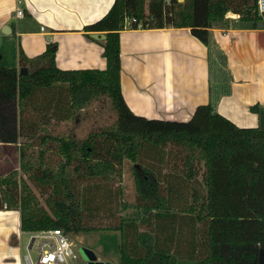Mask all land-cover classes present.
<instances>
[{
	"label": "crops",
	"instance_id": "obj_1",
	"mask_svg": "<svg viewBox=\"0 0 264 264\" xmlns=\"http://www.w3.org/2000/svg\"><path fill=\"white\" fill-rule=\"evenodd\" d=\"M114 2L0 0L3 66L25 71L20 67L21 51L34 58L46 50L48 43H55L58 46L56 63L60 69L105 70L103 43L106 40L91 36L105 33L86 34L84 28L107 15ZM18 9L24 11L23 18L16 16ZM227 21L228 26L213 29V34L228 57L234 83L231 93L221 98L217 111L235 124L226 111L240 112L239 101L250 108L259 104L264 109V17L262 27L256 29L241 28L231 13L227 14ZM25 28L28 31H23ZM29 28H35L36 32H30ZM120 36L121 91L135 114L147 119L185 122L198 106L209 103V52L190 29H131L127 26ZM239 94L242 97L238 100L235 96ZM32 112L26 113L21 127L24 140L32 136H51L71 146L90 144L95 147L89 157L70 154V188L78 204L76 229H102L75 235L82 238L84 234L96 233L114 241V249H99L100 261L210 264L212 237L205 150L188 140L142 142L138 163L153 170L159 183L158 197L147 201L137 194L129 153L116 149L112 140L96 138L94 111L73 109L69 89L56 86L35 90ZM254 119L259 124V119ZM23 139L17 144L0 143V166L4 170L0 176L8 174L7 159L14 158L8 155L9 150L20 151ZM44 190L49 195L51 187ZM198 214L204 216L205 221L200 222ZM32 234L36 232L22 231L20 211L0 209V264H24ZM143 234L155 238L153 251L148 252L141 246Z\"/></svg>",
	"mask_w": 264,
	"mask_h": 264
},
{
	"label": "trees",
	"instance_id": "obj_2",
	"mask_svg": "<svg viewBox=\"0 0 264 264\" xmlns=\"http://www.w3.org/2000/svg\"><path fill=\"white\" fill-rule=\"evenodd\" d=\"M257 8L258 0H115L107 15L84 28L86 34L103 32L107 36L103 43L105 70L60 69L55 43H48L46 50L34 58L21 51L19 62L25 73L3 66L0 53V143L17 144L25 139L21 127L26 113L33 111V94L37 89L66 87L71 93L72 108L78 111L107 100L116 120L111 126H97L95 135L97 139L112 140L116 149L129 153L138 196L149 201L159 194L157 174L138 163L141 143L188 140L208 154L210 264H260L259 253L264 250V109L259 104L250 108L259 119L256 128L239 127L217 111L221 98L231 93L234 77L228 57L213 34V29L227 25L228 13L242 16L238 20L241 28L256 29L263 20ZM127 26L188 28L207 47L210 101L198 106L188 121L147 119L127 106L121 91L120 36ZM24 139L19 151L21 172L40 186L51 187V191L41 203L19 172L12 171L0 176V209L20 211L21 229L27 233L60 229L69 235L102 230L76 229L78 204L70 188V154L89 157L95 147L71 146L51 136ZM50 150L66 159L56 170L45 164L46 152ZM197 218L200 222L206 219L199 215ZM140 238L146 251L155 249L152 235L143 234Z\"/></svg>",
	"mask_w": 264,
	"mask_h": 264
},
{
	"label": "rangeland",
	"instance_id": "obj_3",
	"mask_svg": "<svg viewBox=\"0 0 264 264\" xmlns=\"http://www.w3.org/2000/svg\"><path fill=\"white\" fill-rule=\"evenodd\" d=\"M242 96L236 95L235 98L239 100V98H241ZM109 102L107 100L105 101H100L98 103H94L91 107V109H88L90 111H94V116H95V129L101 126H111L115 120H116V114L115 112H113L112 110H109ZM239 105L241 107L240 112H236L234 110L231 111H226L228 112L230 118H232L240 127H247L246 125H249L248 127H257L258 124L254 121L256 118V120L258 119L255 114H253L250 110V107L244 105L241 101H239ZM100 111V112H99ZM99 112V113H98ZM28 113V112H27ZM33 113V112H32ZM190 119V118H189ZM187 119V121L189 120ZM175 121V120H174ZM235 123V124H236ZM236 124V125H237ZM51 151V150H50ZM48 152V151H47ZM46 152V154H47ZM54 153H58L56 151H53ZM19 153V154H17ZM61 154V153H59ZM9 156H14V158L12 159H7V164H6V168L9 170L10 173L12 171H14V167H18V169H15L19 172V176L21 178H24L29 186H31L33 192L35 193L36 197L38 198V200L43 203L45 198L47 197L48 193L47 191L44 190V186H40L38 183H36L34 180H29L25 175H23V173L20 170V152L16 151L14 149H10L8 152ZM46 158V155H45ZM19 159V161H18ZM48 161H50L49 163H45L47 167L56 170L59 167L60 161H61V157L58 156H53L50 155L47 159ZM66 161V159H65ZM65 163V162H64ZM63 166V165H62ZM7 170V171H8ZM4 170H2L1 166H0V173H2ZM199 210L197 209V212ZM206 212H203L202 214H205ZM199 215V214H198ZM70 244L75 252L76 255H78V261L77 264H88L89 261L83 257V254L86 250H90L94 253V257L93 260H95L97 258V256L101 255L100 254V250L102 248H106V249H110V248H115V245H113L114 241L112 242V240L108 239V237L106 236L103 237L101 235L98 234H84L82 236V238L77 237L75 234H69L67 235ZM27 241V237L25 238V242ZM53 241V239H52ZM71 264H75V261H72Z\"/></svg>",
	"mask_w": 264,
	"mask_h": 264
},
{
	"label": "built area",
	"instance_id": "obj_4",
	"mask_svg": "<svg viewBox=\"0 0 264 264\" xmlns=\"http://www.w3.org/2000/svg\"><path fill=\"white\" fill-rule=\"evenodd\" d=\"M258 14L264 17V0H258ZM18 18H23L25 13L22 9H18ZM240 14L234 15L237 21L241 19ZM41 31L44 28L41 27ZM50 155L60 156L61 161L59 166L64 165L65 156L63 154L48 151L45 158V163H49L48 157ZM53 239V241H52ZM27 253L24 255V264H70L75 261L77 264L78 255L75 254L67 235L60 229L49 231H42L30 236ZM34 249V251H32Z\"/></svg>",
	"mask_w": 264,
	"mask_h": 264
},
{
	"label": "water",
	"instance_id": "obj_5",
	"mask_svg": "<svg viewBox=\"0 0 264 264\" xmlns=\"http://www.w3.org/2000/svg\"><path fill=\"white\" fill-rule=\"evenodd\" d=\"M183 0H181L182 2ZM258 27H262V23H258ZM92 37L98 39V40H106L107 36L105 35H102V34H92L91 35ZM25 71H22V73H25L26 72V69H24ZM260 257H259V262L260 264H264V250L261 249L260 251ZM83 257L86 258L89 263L88 264H110V263H107V262H103V261H100L99 258H96L95 260H93V257H94V253L90 250H86L83 254Z\"/></svg>",
	"mask_w": 264,
	"mask_h": 264
}]
</instances>
